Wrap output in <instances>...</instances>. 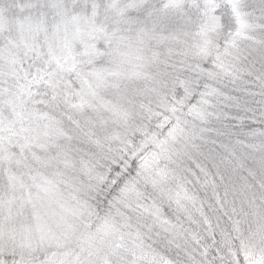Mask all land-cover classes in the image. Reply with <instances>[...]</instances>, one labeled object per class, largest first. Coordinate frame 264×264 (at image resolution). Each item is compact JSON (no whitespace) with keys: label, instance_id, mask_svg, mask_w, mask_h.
Masks as SVG:
<instances>
[{"label":"snow or ice","instance_id":"obj_1","mask_svg":"<svg viewBox=\"0 0 264 264\" xmlns=\"http://www.w3.org/2000/svg\"><path fill=\"white\" fill-rule=\"evenodd\" d=\"M0 264H264V0H0Z\"/></svg>","mask_w":264,"mask_h":264}]
</instances>
